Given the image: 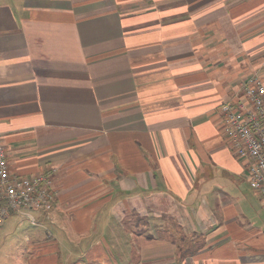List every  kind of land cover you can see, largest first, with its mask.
<instances>
[{
    "label": "crops",
    "instance_id": "crops-1",
    "mask_svg": "<svg viewBox=\"0 0 264 264\" xmlns=\"http://www.w3.org/2000/svg\"><path fill=\"white\" fill-rule=\"evenodd\" d=\"M254 72L264 0H0V141L57 190L0 264H264L220 111Z\"/></svg>",
    "mask_w": 264,
    "mask_h": 264
},
{
    "label": "built area",
    "instance_id": "built-area-1",
    "mask_svg": "<svg viewBox=\"0 0 264 264\" xmlns=\"http://www.w3.org/2000/svg\"><path fill=\"white\" fill-rule=\"evenodd\" d=\"M224 133L233 152L245 161L251 188L264 202V79L254 72L240 84L232 100L220 106ZM52 172L18 175L10 169L0 141V228L12 212H49L54 205Z\"/></svg>",
    "mask_w": 264,
    "mask_h": 264
},
{
    "label": "rangeland",
    "instance_id": "rangeland-1",
    "mask_svg": "<svg viewBox=\"0 0 264 264\" xmlns=\"http://www.w3.org/2000/svg\"><path fill=\"white\" fill-rule=\"evenodd\" d=\"M30 222V220L28 219V220H25L24 221V223L25 224H28ZM30 224V223H29ZM8 250V248H5V249H3L2 251H1V253H0V262H4L5 261V259H7V253H6V251Z\"/></svg>",
    "mask_w": 264,
    "mask_h": 264
}]
</instances>
